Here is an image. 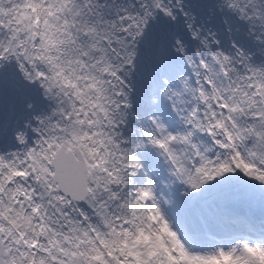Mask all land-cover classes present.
Returning a JSON list of instances; mask_svg holds the SVG:
<instances>
[{
  "label": "snow or ice",
  "instance_id": "6c2138e0",
  "mask_svg": "<svg viewBox=\"0 0 264 264\" xmlns=\"http://www.w3.org/2000/svg\"><path fill=\"white\" fill-rule=\"evenodd\" d=\"M0 264H264V0H0Z\"/></svg>",
  "mask_w": 264,
  "mask_h": 264
}]
</instances>
